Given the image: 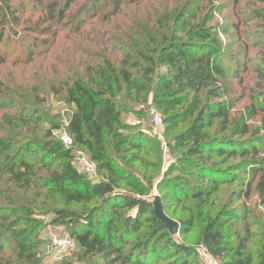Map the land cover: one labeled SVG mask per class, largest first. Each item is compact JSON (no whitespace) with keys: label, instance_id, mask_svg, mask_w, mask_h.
I'll return each instance as SVG.
<instances>
[{"label":"rangeland","instance_id":"rangeland-1","mask_svg":"<svg viewBox=\"0 0 264 264\" xmlns=\"http://www.w3.org/2000/svg\"><path fill=\"white\" fill-rule=\"evenodd\" d=\"M7 1L0 0V230L8 232L12 242L0 251V264H111L107 256L87 251L73 235L79 225L76 219L99 204V198L67 202L46 187L50 173L60 170L63 162L50 160L40 150L29 158L38 169L39 163L43 165L32 186L14 184L2 155L4 147L19 137L43 139L53 136V131L69 129L75 106L68 101V87L79 77L88 81L108 62L118 69L124 60L143 90L134 89L129 96L120 91V84H114L120 121L117 131L138 132L142 146L123 145L116 152L110 138L108 152L118 171L113 178L116 191L128 190L126 183L133 180L151 189L146 198L153 207L157 198L162 201L166 195L167 214L178 222L191 221L193 226L175 239L198 249L203 246L201 234L207 221L225 208L235 212L237 217L227 224L232 243L244 241L245 255L257 262L264 249V205L256 188L258 177L250 199L238 200L233 195L252 180L249 172H237L238 180L222 184L209 198L185 197L182 187L194 191L209 181L199 178L190 162L179 165L192 140L177 144V138L207 105L216 106L219 101L233 106L230 119L240 121L253 95L264 91V0H126L120 8L115 7L116 0H73L69 6L68 0H61L57 8L49 6L53 0H9L12 6ZM184 45L195 47L198 55L189 67L179 54ZM140 53L153 57V63L143 61ZM163 57L168 60L162 61ZM135 62L140 66L133 67ZM161 80L172 83L176 97L183 99L174 110L155 102ZM190 107L194 114L176 124L168 122L173 112L184 113ZM153 110L162 115V126L154 122ZM262 117L259 113L249 121L252 131ZM219 122L216 119L208 129L210 136L232 137V126L221 132ZM72 147L86 152L83 146ZM220 159L213 156L208 165ZM240 160L230 158L218 167ZM97 174L89 176L99 182L109 179L105 170L98 169ZM169 179L180 186L159 190V183ZM177 196L180 200H175ZM13 218L18 220L11 233ZM56 235L73 236L74 246L58 254L52 246ZM198 259L209 264L200 254ZM212 264H220L219 259Z\"/></svg>","mask_w":264,"mask_h":264},{"label":"trees","instance_id":"trees-1","mask_svg":"<svg viewBox=\"0 0 264 264\" xmlns=\"http://www.w3.org/2000/svg\"><path fill=\"white\" fill-rule=\"evenodd\" d=\"M71 1L73 0H68L66 6H69ZM125 1L116 0L115 7L120 8ZM62 2L53 0L49 6L57 8ZM7 4L12 6L9 0ZM62 14L60 10V15ZM140 54L143 61L153 63V57ZM179 54L184 55L187 67L191 61L198 58L195 47L190 45L180 48ZM166 60L168 58H162V61ZM171 61L175 62L174 59ZM127 62L124 60L118 69L108 62L106 66L99 67L97 72L91 74L88 81L81 77L75 79L67 90L68 101L75 106L68 129L74 138V144L85 147L86 153L96 164L97 171L105 170L109 179L99 182L80 171L73 163L74 148L65 145L51 134L43 139L22 136L16 142L11 141L4 147L5 153L2 155L6 172L14 184H23L25 188H29L43 166L39 163L38 169L29 160L35 151H42L52 161L61 160V169L50 173L45 186L60 194L67 202L80 203L99 198V204L76 219L79 225L73 229V235L87 251L107 256L111 264H203L198 259V248L179 242L175 239L177 235L171 234L157 218L154 207L146 198L150 188H143L132 180L126 183L128 190L116 191L117 185L113 178L118 175V171L108 152L110 138L115 142L116 152H121L123 145H130L132 148L142 146L139 142L142 137L138 132L127 135L117 131L120 121L119 107L114 101L118 96L114 84H120V91L129 96L134 89L137 92L143 90L138 84L140 81L132 77ZM138 66L139 62L133 64V67ZM217 70L221 72L218 66ZM125 85L127 88L122 89ZM155 93V102L163 109L167 110V106L169 110H174L183 104V99L176 97L170 82H158ZM215 95L219 96V93ZM252 101V105L241 115L240 121L230 119L233 106L225 101H219L216 106L207 105V110H202L192 126L178 136L177 144L192 140L187 153L179 158V165L190 162L192 170H197L198 177L208 178L209 181L206 186L196 187L194 191L190 187H182L181 192L185 197L209 198L222 184L238 180L240 175L237 172H249L253 176L252 180L246 183L245 188L234 191L233 195L238 200L250 199L253 182L258 177L256 188L260 203L264 205V91L253 95ZM194 113L193 107L184 113L175 111L168 118V122L179 123ZM259 113L263 114L261 123L252 131L249 121ZM216 119H220L221 132L228 131L232 126V137L210 136L208 129ZM248 134L251 136L246 139H235L236 136L245 137ZM213 156L221 158L218 164H224L228 159L235 157L241 160L226 168H220L218 164L208 165ZM41 163L43 164L42 161ZM178 184L171 179L162 180L158 188L164 191L172 187L178 188ZM175 192L180 191L175 189ZM165 196L162 202L166 211L168 204ZM175 200H180V196ZM124 209L128 211H123ZM22 217L24 215L20 216ZM235 217V212L225 208L209 219L201 234L203 246L214 258L219 259L220 264H264V249L259 253L258 261L253 263L244 253V241L240 240L238 245H233V234L227 224L230 218ZM17 220L13 218L10 221L13 224L11 233ZM179 223L180 236L193 228L191 221ZM7 234L8 232L0 230V251H4L7 244L12 242ZM70 237L75 240L73 236Z\"/></svg>","mask_w":264,"mask_h":264},{"label":"built area","instance_id":"built-area-1","mask_svg":"<svg viewBox=\"0 0 264 264\" xmlns=\"http://www.w3.org/2000/svg\"><path fill=\"white\" fill-rule=\"evenodd\" d=\"M151 116L156 123L157 127L162 126L164 124V120L162 118V115L158 113L157 111L153 110L151 112ZM53 137L57 140L63 142L67 146H74V138L70 134L69 130H62L60 132L53 131ZM75 154V160L74 165L82 172L97 177V166L96 164L91 160L89 155L82 151V150H74ZM75 244V241L70 236H63V235H56L52 239V246L56 249V252L58 254H62L66 252L68 249L73 247ZM198 252L202 257H205V259L208 260L209 264H212L215 261V258L207 251V249L202 246L198 249Z\"/></svg>","mask_w":264,"mask_h":264},{"label":"water","instance_id":"water-1","mask_svg":"<svg viewBox=\"0 0 264 264\" xmlns=\"http://www.w3.org/2000/svg\"><path fill=\"white\" fill-rule=\"evenodd\" d=\"M154 210L157 218L169 229L173 235H178L181 231V224L171 218L165 211L163 202L157 198L154 204Z\"/></svg>","mask_w":264,"mask_h":264}]
</instances>
